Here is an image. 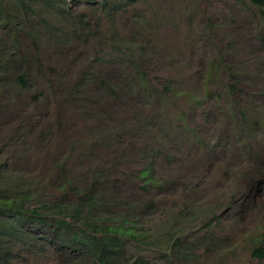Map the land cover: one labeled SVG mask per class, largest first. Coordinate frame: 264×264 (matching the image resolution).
Here are the masks:
<instances>
[{"label": "rangeland", "instance_id": "374dc122", "mask_svg": "<svg viewBox=\"0 0 264 264\" xmlns=\"http://www.w3.org/2000/svg\"><path fill=\"white\" fill-rule=\"evenodd\" d=\"M46 1L32 12L0 0L1 180L39 206L18 221L8 264H98L70 237L82 220L66 208L63 229L52 206L75 204L74 186L100 192L96 217L105 207L140 218L146 235L118 264H264L253 253L264 236V7ZM150 162L158 183L146 187L137 169ZM177 235L186 256L168 247Z\"/></svg>", "mask_w": 264, "mask_h": 264}, {"label": "trees", "instance_id": "16d2710c", "mask_svg": "<svg viewBox=\"0 0 264 264\" xmlns=\"http://www.w3.org/2000/svg\"><path fill=\"white\" fill-rule=\"evenodd\" d=\"M14 0L15 3L26 4L30 10L35 11V5L39 0ZM104 8H108L109 12H114L122 9L127 1L125 0H100ZM125 1V3H124ZM254 4L264 7V0H251ZM52 2L53 0H47L45 3ZM63 11V9H59ZM48 26H52L50 21ZM19 79L23 84H26V75H19ZM170 84H165L169 86ZM4 170V163L0 161V213L7 217H12L14 220L4 219L0 221V264H8L11 253L13 251L12 244L9 245L10 237L17 232L18 221L21 220V216H24L27 212L36 213L39 210V206H26L30 200L31 192L24 188L21 183L12 185L8 182L1 180V172ZM137 176L142 182V186H149L158 183L156 176V168L153 162H150L137 169ZM156 181V182H155ZM161 186V183H159ZM73 189L77 193L76 203L70 206H63L59 201L53 202L52 206L56 208L57 212L63 217L58 220V225L63 229H69L71 224L67 220V210H71V215L75 218H80L82 224L78 229L71 231L72 239L77 242L80 247L86 249V251L92 254V257L98 264H118L124 257L126 252V244L129 240L139 239L146 234L141 232L137 227V223L140 218H132L130 212L118 213L112 211L104 206L107 203L98 202L103 206V210L100 212V217H96L93 214L92 207L97 205V201L101 197L94 187H89L84 192L77 190L74 186ZM83 192V193H82ZM49 202L42 204V206H49ZM65 213V214H63ZM107 214L105 216V214ZM116 213V215H113ZM9 222V223H7ZM264 235V234H263ZM258 245L254 247L253 253L259 257H264V236L260 240L257 238ZM170 242V239H169ZM188 242L187 237L177 235L176 238L168 243L172 253L179 256H186L181 250L184 244ZM148 258L142 254L136 256L131 260L130 264H147Z\"/></svg>", "mask_w": 264, "mask_h": 264}]
</instances>
